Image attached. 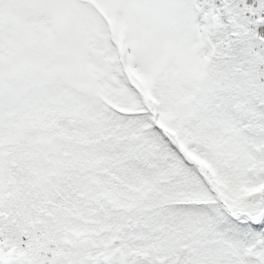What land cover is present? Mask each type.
<instances>
[{"label":"snow or ice","instance_id":"snow-or-ice-1","mask_svg":"<svg viewBox=\"0 0 264 264\" xmlns=\"http://www.w3.org/2000/svg\"><path fill=\"white\" fill-rule=\"evenodd\" d=\"M0 264H264V0H0Z\"/></svg>","mask_w":264,"mask_h":264}]
</instances>
